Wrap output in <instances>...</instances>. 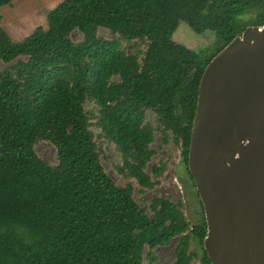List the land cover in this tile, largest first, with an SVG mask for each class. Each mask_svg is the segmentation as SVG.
Listing matches in <instances>:
<instances>
[{"label":"trees","instance_id":"obj_1","mask_svg":"<svg viewBox=\"0 0 264 264\" xmlns=\"http://www.w3.org/2000/svg\"><path fill=\"white\" fill-rule=\"evenodd\" d=\"M12 1L0 0V8ZM182 20L197 33L214 31V47L176 42ZM47 21L14 40L0 13L7 64L0 68V264H157L155 250L175 238L172 264H211L188 166L200 82L236 35L264 24V0H63ZM102 28L119 38L100 35ZM75 30L81 41L72 39ZM93 127L116 144L118 171L141 192L155 189L167 170L162 160L148 171L157 132L181 145L198 221L170 197L141 206L133 182L119 185L107 173ZM40 140L57 147V164L38 155Z\"/></svg>","mask_w":264,"mask_h":264},{"label":"water","instance_id":"obj_2","mask_svg":"<svg viewBox=\"0 0 264 264\" xmlns=\"http://www.w3.org/2000/svg\"><path fill=\"white\" fill-rule=\"evenodd\" d=\"M188 166L211 264H264V24L248 26L206 66Z\"/></svg>","mask_w":264,"mask_h":264},{"label":"rangeland","instance_id":"obj_3","mask_svg":"<svg viewBox=\"0 0 264 264\" xmlns=\"http://www.w3.org/2000/svg\"><path fill=\"white\" fill-rule=\"evenodd\" d=\"M63 0H13L11 4L5 5L0 8L2 15V26L11 35L14 40H22L30 35L33 30L38 26H48V13ZM254 14L249 13L245 15V19L250 20L254 18ZM100 35L108 38H119L118 35H113L107 29H100ZM74 41H81L83 34L75 30L72 33ZM173 39L182 43L196 51L207 50L214 47L216 43V33L208 30L204 33L195 32L185 21H180L178 29L173 35ZM133 43L124 42V46L131 50ZM7 64L0 60V68L5 67ZM88 109H93L95 104L88 102L86 104ZM149 120L158 126L155 114L149 111ZM95 135L97 136L98 144L102 152V163L107 173L119 185H126L128 182H133L135 185V199L144 206L154 196L170 197L174 201H182L184 203V211L187 218L193 224L201 217L200 206L194 197L191 189L186 188L187 180L184 175V164L182 162V148L177 144L172 137L168 142H165L161 137V132H157V137L152 147L156 150V154L151 160L148 171L151 173L150 167L153 164H159L162 160L167 161V170L160 178L159 184L153 190L140 191L137 180L126 177L117 169V165L123 164L121 151L117 148L116 144L103 136H99L101 129L93 127ZM38 155L49 162L50 164H57V147L48 140H40L35 146ZM181 177L183 178L182 181ZM186 183V184H185ZM178 238L166 246H160L155 250L157 255V264H172L176 258L174 246ZM196 247L193 242L192 249ZM147 251V250H146ZM192 264H202L199 258H195Z\"/></svg>","mask_w":264,"mask_h":264}]
</instances>
